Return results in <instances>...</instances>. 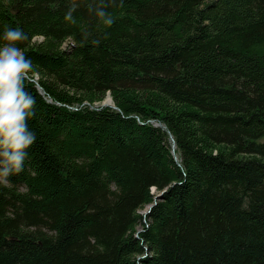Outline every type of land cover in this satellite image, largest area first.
<instances>
[{
  "label": "trees",
  "instance_id": "1",
  "mask_svg": "<svg viewBox=\"0 0 264 264\" xmlns=\"http://www.w3.org/2000/svg\"><path fill=\"white\" fill-rule=\"evenodd\" d=\"M104 3L0 0L36 136L0 264H264V0Z\"/></svg>",
  "mask_w": 264,
  "mask_h": 264
},
{
  "label": "clouds",
  "instance_id": "2",
  "mask_svg": "<svg viewBox=\"0 0 264 264\" xmlns=\"http://www.w3.org/2000/svg\"><path fill=\"white\" fill-rule=\"evenodd\" d=\"M104 0L94 9L106 26L114 22L104 9ZM75 5L65 15L71 21ZM92 11V5H89ZM88 34L85 33V39ZM29 39L22 29L4 26L0 40V183L7 185L8 177L23 170L27 150L36 140L28 128V120L34 116V98L27 91L25 82L35 78L32 61L27 58L18 43ZM94 45L99 40H93Z\"/></svg>",
  "mask_w": 264,
  "mask_h": 264
},
{
  "label": "water",
  "instance_id": "3",
  "mask_svg": "<svg viewBox=\"0 0 264 264\" xmlns=\"http://www.w3.org/2000/svg\"><path fill=\"white\" fill-rule=\"evenodd\" d=\"M37 86H38V88L40 89L41 92H44L42 86H41L39 83L37 84ZM109 97L113 100V98H112V96H111L110 94H109L108 98H109ZM102 105H112V106L116 107L114 103L109 102L108 100L105 101V103H103ZM158 197H161V195L159 194V195L157 196V198H158Z\"/></svg>",
  "mask_w": 264,
  "mask_h": 264
},
{
  "label": "rangeland",
  "instance_id": "4",
  "mask_svg": "<svg viewBox=\"0 0 264 264\" xmlns=\"http://www.w3.org/2000/svg\"><path fill=\"white\" fill-rule=\"evenodd\" d=\"M39 39H40V38H39ZM37 76H38V75H37ZM108 96H109V95H107V96L105 97V99L102 100L100 103H102V104L105 103V101H107V99H108ZM109 98H110V97H109ZM98 103H99V102H98ZM112 103H114V101H113Z\"/></svg>",
  "mask_w": 264,
  "mask_h": 264
},
{
  "label": "bare ground",
  "instance_id": "5",
  "mask_svg": "<svg viewBox=\"0 0 264 264\" xmlns=\"http://www.w3.org/2000/svg\"><path fill=\"white\" fill-rule=\"evenodd\" d=\"M107 100H108L109 102H113V100H112L111 98H108Z\"/></svg>",
  "mask_w": 264,
  "mask_h": 264
}]
</instances>
